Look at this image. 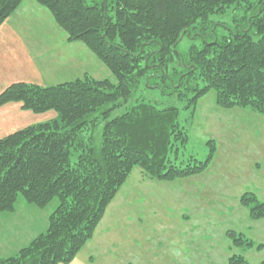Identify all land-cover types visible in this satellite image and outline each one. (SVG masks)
<instances>
[{
  "label": "trees",
  "instance_id": "trees-1",
  "mask_svg": "<svg viewBox=\"0 0 264 264\" xmlns=\"http://www.w3.org/2000/svg\"><path fill=\"white\" fill-rule=\"evenodd\" d=\"M22 1L0 0V27ZM36 1L51 11L69 41L84 43L110 68L116 82L88 75L46 86L17 81L0 92V107L18 102L35 113L56 111L51 120L0 138V213L13 211L19 195L38 207L57 201L47 229L0 256V264L70 263L135 166L161 181L209 167L214 140L206 159L178 161L189 140L179 108H160L142 91L175 92L195 107L215 90L220 107L264 118V0ZM230 8L244 11L241 25L219 36L212 17ZM185 38L201 42L184 53L179 44ZM240 201L251 219L264 218V201L255 193H244ZM229 234L235 246H255L241 232ZM227 264L254 263L234 253Z\"/></svg>",
  "mask_w": 264,
  "mask_h": 264
},
{
  "label": "rangeland",
  "instance_id": "rangeland-1",
  "mask_svg": "<svg viewBox=\"0 0 264 264\" xmlns=\"http://www.w3.org/2000/svg\"><path fill=\"white\" fill-rule=\"evenodd\" d=\"M18 9L21 21L16 20V11L2 26L9 22L17 27L31 24L30 27L40 29L33 33L40 43L31 48L37 62L48 64L65 58L78 65L66 74H59L57 80L60 82L53 81L50 73H45L46 77L43 73V80L35 84L70 82L87 75L96 80L108 78L116 82L110 68L84 43L68 40L48 8L36 0H23ZM243 14V10L230 8L223 16H213L218 35L238 29ZM66 39L76 43L66 44ZM200 42L185 38L179 50L185 53ZM20 52L23 56L18 62H29L30 55L26 57L24 51ZM142 94L155 100L160 108H179V121L181 127L188 130L189 140L181 149L178 161L191 156L206 159L209 140L216 143V155L202 173L174 181L150 178L142 167L135 166L91 239L68 264H227L234 253L244 255L254 264L262 263L264 218L251 219L240 198L246 192H253L264 201L263 116L249 109L220 107L216 103L215 90L203 95L195 107L175 92L164 93L152 88ZM130 103L119 108L118 113L124 112ZM26 112H30V121H36L34 123L56 117L40 115L56 113L54 110ZM37 119L44 121L37 122ZM170 155L175 156L174 153ZM56 203L55 200L46 207H38L19 195L13 211L1 212L0 256L16 252L45 231ZM231 231L243 233L255 246H235L230 238ZM261 244L263 247L258 249Z\"/></svg>",
  "mask_w": 264,
  "mask_h": 264
},
{
  "label": "crops",
  "instance_id": "crops-1",
  "mask_svg": "<svg viewBox=\"0 0 264 264\" xmlns=\"http://www.w3.org/2000/svg\"><path fill=\"white\" fill-rule=\"evenodd\" d=\"M18 10H16L17 12L15 11V18L21 21L22 17ZM2 25L0 27V92L11 83L17 81L38 83L43 80V73H50L54 77V81L57 80L59 74H66L73 67L78 66L74 64L75 62H73V60L69 61L65 58L59 62H48V64L45 62H37L35 60L37 57L33 53L35 51L31 48L36 46V43H40L39 39H36L35 35H33L34 32L37 33L40 29L30 27L32 26L31 24L17 27L6 22L5 26ZM29 33H31V36ZM48 34L50 35V33ZM62 42H64V40ZM64 43L72 45L76 42L71 43L66 39ZM20 51H24L23 54L26 57L30 55L29 62H18L19 57L23 56ZM58 82H60V80ZM54 83L57 82L55 81ZM26 111L30 110L23 109L18 102H10L0 107V138L36 122L30 121L32 116L30 112ZM40 115H51L50 117H54L56 113L49 112ZM39 117L40 116H38V119ZM38 119L37 122L44 121L43 119ZM6 252L5 250L3 253L5 254Z\"/></svg>",
  "mask_w": 264,
  "mask_h": 264
}]
</instances>
